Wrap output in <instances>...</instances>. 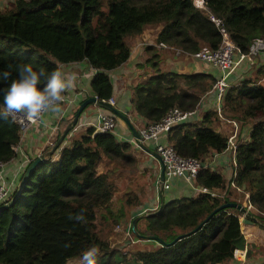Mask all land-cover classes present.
I'll use <instances>...</instances> for the list:
<instances>
[{
  "label": "trees",
  "instance_id": "obj_1",
  "mask_svg": "<svg viewBox=\"0 0 264 264\" xmlns=\"http://www.w3.org/2000/svg\"><path fill=\"white\" fill-rule=\"evenodd\" d=\"M202 1L220 18L241 50H246L254 37L264 38V0ZM149 24H161L158 43L192 57L202 45L215 48L221 40L209 13L194 6L192 0H14L12 6H0V72H11L8 81L0 80V89L17 77L20 65L30 64L35 70L42 67L51 73L61 64L85 59L96 70L89 79L90 90L98 98L108 99L113 91L109 72L130 54L124 39ZM150 53L147 60L153 72L132 86L133 112L148 122L160 119L174 106L197 108L203 94L211 89L214 74L162 70L157 52ZM254 74L226 87L221 111L226 118L244 123L252 120L247 139L236 147L233 181L249 191V211L264 225V120L257 117L264 114V83L256 79L260 76L264 80V62ZM215 113L216 109L208 110L197 122L188 118L175 124L165 140L183 156L203 159L222 151L228 136L212 125ZM19 139L18 123L0 117V160L14 157L13 146ZM68 140L59 144L56 159H52L54 150H44L46 157L32 170L16 200L0 210V264H65L92 247L108 248L95 231V221L98 210L108 209L112 200L115 185L110 173L114 169L100 170L99 163L135 161L131 143L110 131L94 133L91 125ZM229 181L220 171L201 166L195 184L226 189L224 196L198 192L163 198L161 206L135 221L132 232L140 237L156 234L170 241L193 229L220 204L239 201L238 189ZM135 202L142 204L138 199ZM82 209H86V222L69 219ZM237 213L235 207L221 208L197 230L175 242L137 248L131 257L135 264H220L224 257H231L233 248L243 245L239 243L243 233ZM112 254L106 251L98 264H106ZM120 257L126 259L125 255Z\"/></svg>",
  "mask_w": 264,
  "mask_h": 264
},
{
  "label": "crops",
  "instance_id": "obj_2",
  "mask_svg": "<svg viewBox=\"0 0 264 264\" xmlns=\"http://www.w3.org/2000/svg\"><path fill=\"white\" fill-rule=\"evenodd\" d=\"M160 28L161 24H149L146 25L140 33L127 36L124 40L130 48L129 57L126 61H124L116 68L110 70L109 72L113 84V91L111 96L114 99V106H116L120 111L128 116L130 123L136 130H139L145 124L146 120L133 112L130 102L131 91L134 84L153 72V68H151L149 65L151 62L147 60L152 54L150 53L151 50L157 52L159 57L158 66L162 70L178 69L187 72L209 71L212 72L215 77L219 75V71L217 70V68L209 63L203 62L186 54L185 51H180V49L175 47H164L162 45H159V43L156 41V36ZM263 62L264 52L262 51L256 57L254 67H250L246 61H243L234 70V72L229 75V83L234 84L243 77L253 76L255 68ZM61 67L65 71L76 72L78 75L77 87L74 92L69 93L71 97L74 96V99L72 100V102L65 103L62 106V113L60 114L61 129L59 126L54 127V123L57 122L58 117L56 116V114L51 113L44 114L39 122L30 125L22 138L20 137V141L15 148L14 157L10 159V161L6 165L5 170L6 176L8 178L12 177L15 174L16 170H18L16 179L19 181L23 170L29 163L25 161V157H29L31 160L39 154H43L44 157H46V151L44 150L48 149L50 141L56 142L59 134L71 119L80 102L84 98L90 95H94L90 90L88 84L90 77H85L83 75L84 73H87L90 69H92V66L90 65V63H88L87 60L84 59L80 61L61 64ZM206 94L207 95L202 96L196 108L198 111V115H196L195 122L199 121L206 111L214 109V103L216 102L215 93L212 91ZM99 109L103 108L94 103H89L80 113L79 119L85 120L95 118ZM226 120L232 121L229 119ZM116 122L117 126L116 124L115 126L117 129L116 133L118 138L131 142V139L134 138L131 127L121 117H118ZM213 126L216 128V130L222 133H231V131L233 132L236 130L238 135H243V131L246 129L245 127H243L240 130L235 124H233V127L232 125L228 126L227 129H223L220 126ZM163 138L166 139V135H163ZM68 139H64L60 144H66L69 141ZM131 147L132 150L134 149V152H139L133 146ZM58 151L59 147L54 150L52 159L57 158ZM229 159V155H224V153L222 152L218 153L216 157L210 162L211 167L216 169L217 171H220L228 181L233 172L232 167L230 166L232 164ZM145 161L146 164H150L152 166V169L155 170L156 175V173L159 171V160L152 154L146 152ZM176 181H178V184L176 183ZM181 184L185 186L186 183L180 178L174 179L171 189L172 187H177L173 192H169L168 197H177L173 194H176L181 190ZM187 186L191 191V195L196 193L193 187L188 184ZM161 198H164V194ZM240 228L243 232V236L239 243H242L243 245H240L238 247H242L244 246V244L247 245L244 264H264V225H261L257 220H251L247 217H243L240 221ZM229 247L230 243L227 244L226 249H229ZM227 263L238 264L235 263L230 257L226 256L223 258L220 264Z\"/></svg>",
  "mask_w": 264,
  "mask_h": 264
},
{
  "label": "built area",
  "instance_id": "obj_3",
  "mask_svg": "<svg viewBox=\"0 0 264 264\" xmlns=\"http://www.w3.org/2000/svg\"><path fill=\"white\" fill-rule=\"evenodd\" d=\"M194 6L199 7L201 9L206 10L209 13V17L213 20L219 28L221 33V40L217 47L211 48L208 45H202L200 49L196 52H193L192 55L194 58H197L203 62L209 63L219 71V75L215 78L211 90L215 93L216 100H217V108H220L221 98L223 92L225 91L226 87L230 85L229 83V75L234 72V70L239 66L240 63L246 61L250 67H254L256 57L262 52H264V38L263 37H254L249 44L246 50H241L238 45L234 43V41L229 36V33L226 31L223 25H221V20L219 17H216L212 13H210L208 7L202 0H192ZM159 45L164 47L167 44L161 42ZM256 69V68H255ZM95 68L90 69L87 73L83 75L85 77H90L94 72ZM74 99V96L71 97L67 94V99L65 103H70ZM108 101L110 104H114V99L112 96L108 99H104ZM64 103V104H65ZM196 112V108L192 110H183L177 106L169 108L165 114L156 121H148L146 122L140 129H139V138H132L131 142H133L136 146L139 145V141L142 143H146V141H150L153 144V149L159 154L161 163L163 164V173L164 177L160 179V172H161V163L159 166V171L156 173L155 177V187L157 198L156 203L151 207H144L141 208L138 212H151L158 208L160 203V198L164 194L165 191H169L171 189L172 183L174 179L180 178L185 183L189 184L193 187L196 193L203 192L208 193L212 196H224L226 189H217V188H209L206 186H200L195 184V175L198 169L201 166H208L210 168V162L213 160L218 153H225L229 152V161L232 165V175L230 177V184L234 186L236 189H241L239 186L235 184L233 181L234 176L236 174V147L239 142L244 141L247 139L248 135H239L240 138L237 137V131H233L232 135L228 136L227 145L226 147L220 152H214L211 155L200 159L197 157L192 156H183L178 154L175 148L168 143L163 135H166L168 130L177 123L183 122L190 119L191 115ZM39 119L37 122H39ZM61 115L58 117L57 122L54 123V127H60L61 129ZM36 122V123H37ZM18 123V122H17ZM235 123V122H234ZM115 115L108 110L99 109L96 117L92 119H85L80 120L78 119L76 123H74L67 133V138H71L76 133L83 130L86 126H93L94 129L96 127L100 128L103 131H110L113 132V128L115 126ZM19 130H20V137L25 134V132L30 127V124H21L18 123ZM114 134L117 135L115 132ZM121 137V136H119ZM20 141V140H19ZM19 142H17L13 148H15ZM55 142L50 141L48 150H52ZM12 159V158H11ZM10 160H0V205L6 203L13 192L15 191L18 180L16 179L18 175V170H16L15 174L8 178L6 176V165ZM25 161L30 162L31 159L29 157H25ZM160 162V161H159ZM28 165V164H27ZM24 171V170H23ZM242 191H245L242 189ZM246 199L243 201V205L250 210L252 205L248 201L249 191H245ZM239 223L244 217L243 214L237 213ZM132 222L129 221L126 225V232H129L130 226ZM241 229V228H240ZM242 232V230H241ZM243 233V232H242ZM137 237V236H136ZM140 238H135V240H139ZM133 240V239H132ZM247 252V245L244 244L242 247H235L232 250L231 259L238 264H244Z\"/></svg>",
  "mask_w": 264,
  "mask_h": 264
},
{
  "label": "rangeland",
  "instance_id": "obj_4",
  "mask_svg": "<svg viewBox=\"0 0 264 264\" xmlns=\"http://www.w3.org/2000/svg\"><path fill=\"white\" fill-rule=\"evenodd\" d=\"M13 2L14 0H0V6L3 8L12 6ZM149 65L151 67L152 64L150 63ZM253 76H255L254 73ZM259 77L260 76L256 78L257 81L263 84L264 80ZM215 101L216 102L214 103V109L217 110V114L215 113L216 117L212 125L220 126L223 129H227V127L230 125H232L233 127V124L237 125L239 129L241 126H243L246 128L243 131V135H248L247 128L250 126L252 120H247V122L244 123V121L226 118L222 114L223 111H221V105L218 109L217 100L215 99ZM196 115H198L197 109L196 112L191 115L190 119H196ZM118 117V115H115L116 126ZM257 117L264 120V114H259ZM226 119L232 121H227ZM116 126H114L113 128V133L117 131ZM225 134L232 135L233 133L231 131V133ZM236 138L237 137L235 136V139ZM238 138H240L239 135ZM145 144L152 149L154 147L150 141H146ZM131 146L139 151L134 152V149L132 150L131 148L133 155L136 157L135 161H121L116 163L111 162L108 164V161L105 160L99 163L100 170L106 171L114 169V171L110 173V176L115 185V188L108 209H101L97 212L95 231L99 235V237L107 243L108 248L105 251L99 249L100 254H98L96 257V264H98L100 256H106V251L113 252V254L109 256V260L106 264H135V261L131 257L132 251L137 248H147L157 245V242L153 239L142 238L139 240H135V238L137 237L132 232L131 226L129 232H126L125 230L127 223L133 219V214L137 213L138 207H141L142 205V208L151 207L156 203V199L158 200L155 187V170L152 169V166L150 164L145 163L146 153L142 151V148L140 146H136L133 142H131ZM225 154L229 155V152H225L224 155ZM176 183L178 184V181H176ZM176 187H172V189H170L169 191L164 192L165 200L169 199V192H173ZM240 188L241 190H237V193L239 202H242L244 201V199H246V194L242 191L243 186ZM173 195L189 196L191 195V191L189 190L187 183L185 184V186L181 184V190ZM128 199L132 200V202H128ZM136 199H138L139 202H142V204L137 206L136 204L138 203L135 202ZM119 213H121L122 215H120ZM87 251L89 250L83 251V253L79 256L69 258L65 264H85L83 257ZM121 255H125L126 259H122V257H120ZM113 261L117 263H114Z\"/></svg>",
  "mask_w": 264,
  "mask_h": 264
},
{
  "label": "clouds",
  "instance_id": "obj_5",
  "mask_svg": "<svg viewBox=\"0 0 264 264\" xmlns=\"http://www.w3.org/2000/svg\"><path fill=\"white\" fill-rule=\"evenodd\" d=\"M10 77L11 72H0V80L8 81ZM77 81L78 75L76 72L65 71L61 66H57L51 73H47L42 67L35 70L30 64L20 65L17 77L12 79L6 88L0 89L3 94V107L0 108V117L10 118L11 122L21 124H34L46 113L56 114L59 117L62 113V106L67 99V94L75 91ZM210 90L206 93L212 92ZM206 93L203 95H206ZM66 135L64 139L67 138ZM85 212L86 209H82L78 215L75 217L70 216L69 219L74 218L77 221L86 222ZM98 254H100L99 248L92 247L84 254L85 264H96Z\"/></svg>",
  "mask_w": 264,
  "mask_h": 264
},
{
  "label": "water",
  "instance_id": "obj_6",
  "mask_svg": "<svg viewBox=\"0 0 264 264\" xmlns=\"http://www.w3.org/2000/svg\"><path fill=\"white\" fill-rule=\"evenodd\" d=\"M89 103H94L102 108H105L109 111H111L113 114L118 115L119 117L123 118L128 125L131 127V131L134 135V137L139 138V132L138 130L134 129V127L132 126V124L130 123V120L128 118V116L123 113L122 111H120L116 106L110 104L108 101L103 100L98 98L96 95H90L86 98H84L79 106L77 107V109L74 111L72 118L70 119V121L66 124V126L64 127V129L62 130V132L60 133V135L58 136L52 150H54L56 147L59 146V144L63 141L65 135L68 133L69 129L71 128V126L76 123L78 117L80 116V113L82 112V110L89 104ZM102 132V130L98 127H96L94 129V133H100ZM139 145L141 146L142 150L152 154L154 157H156L160 163V156L159 154L152 148H150L149 146H147L146 144L142 143L139 141ZM44 160V155L43 154H39L37 155L35 158H33L28 165L26 166V168L24 169V171L22 172L18 185L15 189V191L13 192V194L11 195L10 199L6 202L0 205V210L3 208H6L8 206H10L18 197V195L20 194L22 187L24 186V184L26 183L28 177L30 176L32 170L42 161ZM161 172H160V179L162 180L164 177V173H163V164L161 163ZM163 203V199L161 198L159 206H161ZM225 207H235L239 213L243 214L245 217L251 219V220H256V218L254 216L251 215V212L245 207V205H243L242 202H236V201H226L222 204H220L219 206H217L216 208H214L202 221H200L193 229H190L189 231L185 232V233H180L178 235H176L174 238H172L170 241H166L163 238L157 236L156 234H144V235H137L138 238L142 239H153L156 242L160 243L161 245H165V244H171L173 242H175L177 239H179L180 237L186 235L187 233H191L195 230H197L213 213H215L217 210L221 209V208H225ZM150 212L147 211H143V212H139L138 214H136L135 217H133L132 219V225H131V229L132 231H134L135 229V221L139 218L142 217L146 214H148Z\"/></svg>",
  "mask_w": 264,
  "mask_h": 264
}]
</instances>
